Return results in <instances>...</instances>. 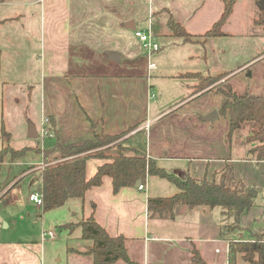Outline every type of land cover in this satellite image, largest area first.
Masks as SVG:
<instances>
[{
  "label": "crops",
  "instance_id": "0c3cea01",
  "mask_svg": "<svg viewBox=\"0 0 264 264\" xmlns=\"http://www.w3.org/2000/svg\"><path fill=\"white\" fill-rule=\"evenodd\" d=\"M154 1L156 8L167 6L186 29L196 35L209 30L224 7V0ZM243 1H234L224 32L229 34L230 27L249 32L254 26L257 11L252 3L244 8ZM1 6L5 10L0 9V72L23 78L22 73L28 72L27 57L36 60L26 31L34 34L43 80L39 110L42 125L46 117H54L59 140L64 146L93 137L91 118L99 132L116 134L133 127L122 137L123 142L146 151L159 166L177 175L211 179L215 172L231 162L236 176H242L249 185L264 187L260 183L262 178L253 169V154L247 153L244 145L234 146L233 150L228 145L229 115L219 112L226 96L212 89L219 84L225 88L231 85L240 94L264 95V51L232 68L209 61L211 56L217 57V51L192 50L198 42L158 36L169 40L171 47L179 52L158 56L154 69L149 68V62L147 67L143 65L142 70L135 72L105 64L106 70L71 73L59 64H67L69 57H76L75 52L69 53L73 45L72 31L87 19L77 18L79 12H72L70 0H0ZM130 20H135L136 28L140 27L136 17L124 20L120 25L117 23L121 35L125 33V21ZM216 38L219 37L204 40L202 44ZM89 60L92 59L83 61L88 62L87 68L92 67ZM187 72H200L203 76L225 75L197 90L199 78L181 77ZM213 111H218L219 117L214 121L207 120L206 116ZM102 162L100 159L89 160L87 176L91 177ZM257 164L264 165V161ZM36 171L41 178V169ZM170 184L177 190L166 179L149 176L145 190L135 185L115 192L112 178L105 176L102 184L90 188L84 197L69 198L63 206L53 209L58 214L54 222L57 225L80 222L93 214L110 235L128 238L132 264H197L192 258L193 246L208 262L227 264L228 240L221 234L219 208L203 205L189 209L186 205H178L174 218H149L148 197L167 196L171 193L168 191ZM258 203L241 219V224L252 232L264 230V209ZM44 215L45 223H48L47 217L52 222L51 216ZM72 215L76 217L71 220ZM44 232L27 237L25 241L1 237L0 264H94L91 255L68 250L71 239L79 240L78 245L72 247L85 248L81 241V226L71 233L67 229L65 236L56 234L53 238H43ZM245 236L250 238L251 234ZM239 263L246 264L241 259ZM114 264L131 263L120 260Z\"/></svg>",
  "mask_w": 264,
  "mask_h": 264
},
{
  "label": "trees",
  "instance_id": "16d2710c",
  "mask_svg": "<svg viewBox=\"0 0 264 264\" xmlns=\"http://www.w3.org/2000/svg\"><path fill=\"white\" fill-rule=\"evenodd\" d=\"M234 1L224 0L223 11L219 19L203 34L205 38L228 35L223 27L233 12ZM151 17L156 36L179 37L185 41L198 37L188 31L167 6L154 8ZM254 26L261 29L258 31L260 35H264V10H260L254 19ZM125 28V31L131 30L126 25ZM157 30L160 34L155 33ZM133 35L135 36L134 30ZM262 59L264 61V57ZM224 75L203 76L200 72H187L181 77L199 78L200 82L196 87L201 90ZM212 89L226 96L219 112L221 115H229L230 125L226 141L230 148L233 150L234 146L244 145L247 153L253 154L256 164L264 161V95L240 94L231 85L224 88L219 84ZM47 118L44 128L55 138V142L48 147L13 148L10 145L11 132L7 130L4 122L0 135L4 144L0 149V163L18 161L32 150L43 154L46 165L41 168L38 184V191L43 198V213L63 206L69 198L84 197L90 188L101 185L105 176L112 178L115 192L124 187L135 186L138 180L145 183L149 176L160 177L174 184L177 190L167 196H149V218H174L178 205H186L189 209L203 205L219 208L221 234L228 240L227 264H241L239 259L246 264H264V230L252 232L241 224L243 214L257 205L262 189L247 184L242 176H236L231 162L215 172L211 179L196 178L191 174L177 175L159 166L146 151L123 142L122 137L133 127L116 134L99 132L96 122L89 118L94 127L93 137L79 144L64 146L59 140L55 118ZM91 158L103 162L88 177L87 162ZM79 225L82 228L81 239L86 241L85 248L76 249L69 244V252L89 254L93 257L94 264H114L120 260L133 263L127 237L110 235L93 214L83 218ZM58 227L68 229L71 233L75 223L68 222ZM246 233H250L251 237L246 238ZM192 254L193 261L197 264H213L202 256L196 246L192 247Z\"/></svg>",
  "mask_w": 264,
  "mask_h": 264
},
{
  "label": "rangeland",
  "instance_id": "374dc122",
  "mask_svg": "<svg viewBox=\"0 0 264 264\" xmlns=\"http://www.w3.org/2000/svg\"><path fill=\"white\" fill-rule=\"evenodd\" d=\"M260 1L244 0L242 4H244V8H248L252 3L257 14H259ZM70 6L72 12H79V15L77 14L78 19H87V22H80L79 26L72 31L73 45L69 48V53L75 52L76 57H69L67 64H59L62 69H66L67 72L71 73L97 72L106 70L105 64H115L116 68L121 71L130 72L132 70V72H135L136 70H142L143 65L147 67V53L133 35L132 30H127L121 35L122 30L117 26V23L120 25L124 20L127 21L132 17H136L140 27H145L151 9L157 7L155 1L70 0ZM0 9H3V12L5 10L2 6ZM126 21L125 23H127ZM80 24L83 25L80 26ZM228 31V37H219L215 41L206 44H202V42L212 38H205L204 33L199 34L198 37H193L191 41L198 42V44L193 46L192 50L200 52L217 51V57L209 55L211 56L209 61L212 64L221 62L232 68L244 64L264 51V37L258 32L261 31L260 28L252 26L249 32H239L234 27H230ZM155 33L160 34V31L157 30ZM231 33H233L232 36ZM26 34L32 44L34 57L36 58L34 60L33 57H27L28 72L22 73L24 76L20 79L14 76L11 77L5 72H0V135L1 126L4 122L7 130L12 135L10 145L15 149L36 146L43 148L54 142L52 135H45L43 132H40L41 136L37 138L28 136L31 122L36 123L40 131H43L44 125H42V117L39 111L42 103L41 83H43V80L41 63L38 60L37 41L34 34L31 35L28 31H26ZM156 37L162 48L153 54L151 61L158 63V56L168 52L169 54L179 52L175 50V47H171L169 40ZM211 51L209 53L212 54ZM108 52H119L122 60L117 62L108 59ZM186 52L189 51L186 50ZM88 58L92 59L89 60L92 63L91 68L86 67L89 66L88 62H83ZM3 145L0 137V149ZM42 155V153L39 154L32 150L18 161L0 163V238L25 241L28 239L27 237H35L38 234L40 235L41 232L49 231V228L53 229L57 235L65 236L67 229H60L59 225L54 222V219L58 216L54 212L57 211L50 210L43 213L42 208H39V205L30 199L31 193L38 191L40 173L36 170L41 169L45 164ZM92 159L96 158L89 160ZM40 160L43 162L37 163ZM32 165L34 166L31 167ZM263 167V164L256 163L253 166V169L258 172L257 176L260 179L262 178L260 182L262 184H264ZM168 186L170 187L168 191L171 193L176 190L173 185ZM171 193L167 195H171ZM258 201V205L260 204L264 209V187L257 199ZM44 214L51 216L53 219L52 225L49 217H47L48 223H45ZM75 217L74 215L70 219H75ZM74 223L75 228L80 227L79 221ZM81 241L84 244L86 243L84 240ZM78 242L77 239H71L69 243L71 246H76Z\"/></svg>",
  "mask_w": 264,
  "mask_h": 264
},
{
  "label": "built area",
  "instance_id": "2783aa9c",
  "mask_svg": "<svg viewBox=\"0 0 264 264\" xmlns=\"http://www.w3.org/2000/svg\"><path fill=\"white\" fill-rule=\"evenodd\" d=\"M150 1H153V0H150ZM134 34H135L136 39L140 42L142 48L147 53L149 68H151V69L156 68L157 67L156 63L151 61L152 56L156 52L160 51L162 46H161L160 42L158 41L156 35L154 34L151 13H150V16L148 18L147 25L145 27H137L134 30ZM46 122H48L47 117L44 120V124ZM41 132H43L45 135L50 134L49 130H47L45 128H43V131H41ZM45 165L46 164H43L42 168ZM146 187H147V182L141 183L138 188L140 190H145ZM30 199L32 201L36 202L40 208L43 207V198H42V194L39 191L32 192L30 195ZM55 235H56V233L54 231H47V232L43 233V238H47V237L53 238V237H55Z\"/></svg>",
  "mask_w": 264,
  "mask_h": 264
},
{
  "label": "water",
  "instance_id": "95a60500",
  "mask_svg": "<svg viewBox=\"0 0 264 264\" xmlns=\"http://www.w3.org/2000/svg\"><path fill=\"white\" fill-rule=\"evenodd\" d=\"M259 8H260V10H264V0H261L259 2ZM125 25L129 29H132V30L136 29L135 20H130ZM107 56H108V59L114 60V61H117V62H120L122 60L121 54L119 52H108ZM218 117H219L218 111H213L208 116H206V119L210 120V121H214ZM28 136L31 137V138H37V137L40 136V132H39L36 124H34L32 122L29 124ZM141 183H142L141 180H138L137 183H136V187H139V185Z\"/></svg>",
  "mask_w": 264,
  "mask_h": 264
}]
</instances>
